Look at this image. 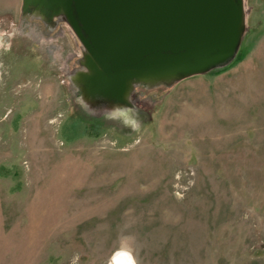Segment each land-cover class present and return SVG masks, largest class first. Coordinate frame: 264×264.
I'll return each instance as SVG.
<instances>
[{
    "label": "rangeland",
    "instance_id": "obj_1",
    "mask_svg": "<svg viewBox=\"0 0 264 264\" xmlns=\"http://www.w3.org/2000/svg\"><path fill=\"white\" fill-rule=\"evenodd\" d=\"M235 60L126 112L70 78L64 22L0 0V264H264V0Z\"/></svg>",
    "mask_w": 264,
    "mask_h": 264
},
{
    "label": "water",
    "instance_id": "obj_2",
    "mask_svg": "<svg viewBox=\"0 0 264 264\" xmlns=\"http://www.w3.org/2000/svg\"><path fill=\"white\" fill-rule=\"evenodd\" d=\"M66 23L83 47L70 78L92 109L133 107L136 86H172L229 66L246 30L244 0H22Z\"/></svg>",
    "mask_w": 264,
    "mask_h": 264
},
{
    "label": "bare ground",
    "instance_id": "obj_3",
    "mask_svg": "<svg viewBox=\"0 0 264 264\" xmlns=\"http://www.w3.org/2000/svg\"><path fill=\"white\" fill-rule=\"evenodd\" d=\"M111 262L112 264H136L133 257L124 251L118 252Z\"/></svg>",
    "mask_w": 264,
    "mask_h": 264
}]
</instances>
